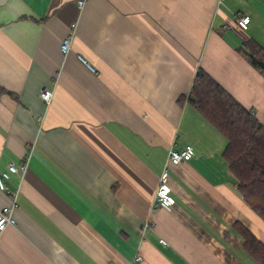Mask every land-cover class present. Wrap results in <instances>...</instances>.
I'll return each instance as SVG.
<instances>
[{"label": "crops", "instance_id": "0c3cea01", "mask_svg": "<svg viewBox=\"0 0 264 264\" xmlns=\"http://www.w3.org/2000/svg\"><path fill=\"white\" fill-rule=\"evenodd\" d=\"M248 40L264 47V0H0V171L28 165L15 203L0 190V264H260L237 226L264 243V220L187 99L202 68L264 124ZM174 145L192 158L168 164ZM166 166L173 205L155 204Z\"/></svg>", "mask_w": 264, "mask_h": 264}, {"label": "trees", "instance_id": "16d2710c", "mask_svg": "<svg viewBox=\"0 0 264 264\" xmlns=\"http://www.w3.org/2000/svg\"><path fill=\"white\" fill-rule=\"evenodd\" d=\"M238 53L264 77V47L248 40ZM185 96L180 98L183 102ZM187 99L227 139L224 157L238 182V191L264 220V124L204 69L199 68ZM248 253L264 264V243L237 226Z\"/></svg>", "mask_w": 264, "mask_h": 264}, {"label": "built area", "instance_id": "2783aa9c", "mask_svg": "<svg viewBox=\"0 0 264 264\" xmlns=\"http://www.w3.org/2000/svg\"><path fill=\"white\" fill-rule=\"evenodd\" d=\"M88 0H77V6L80 10H82ZM239 24L242 28L247 29L250 24L249 16H244L239 19ZM77 28V24L73 23L70 26L69 34L66 36L61 42V52L65 56L72 50V41L75 36V31ZM77 58L81 63H83L91 72L95 73L96 69L92 66L84 56L78 54ZM53 89L50 87H45L41 90L40 96L43 102L46 105H50L53 99ZM193 147L186 146L184 149H176L174 145L168 152V164L178 165L184 161H188L192 158ZM28 165L27 163L16 164L11 162L8 166L0 171V190L6 192L11 195L13 202L15 203L18 194L20 192V186L17 185L15 189H10L9 183L12 180L13 175H24L27 171ZM169 179H170V171L169 167H165L162 175L160 176L159 186L155 195V204L158 203H167L169 205H173L175 203L174 199L170 195V187H169ZM14 208L15 204L12 206H8L0 209V236L6 230V228L10 225H16V221L14 218ZM146 228H149L148 224H146ZM160 243L166 245L167 242L165 240H160ZM135 264H141V256H136Z\"/></svg>", "mask_w": 264, "mask_h": 264}]
</instances>
